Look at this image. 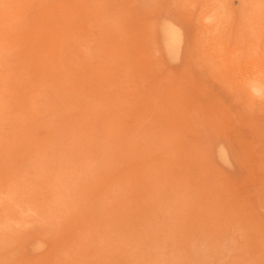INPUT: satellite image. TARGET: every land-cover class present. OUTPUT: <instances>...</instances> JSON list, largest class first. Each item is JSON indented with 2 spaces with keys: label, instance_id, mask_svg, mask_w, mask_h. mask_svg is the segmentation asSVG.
I'll list each match as a JSON object with an SVG mask.
<instances>
[{
  "label": "rangeland",
  "instance_id": "rangeland-1",
  "mask_svg": "<svg viewBox=\"0 0 264 264\" xmlns=\"http://www.w3.org/2000/svg\"><path fill=\"white\" fill-rule=\"evenodd\" d=\"M44 1L45 3H43ZM81 1H85L86 3ZM87 1L5 0L2 1L4 4H2V2L0 3V17L3 18L2 22L0 18V25L4 24L0 28V41L3 40V42H0V72L4 73H2V76H0V101L3 100V102H0V108H2L0 110V117H4L6 120L8 119L6 121L5 119L0 118V184H2L0 187V264H32L34 261L36 262L33 264H37L38 260L40 261L38 262V264H162L163 262L164 264H166L165 262H167V264H264V259H262L264 258V105L261 106V104H264V101H261L264 99V97L254 96L253 94H251V96L247 89L241 88H247V86L243 85L246 83V81L254 78L255 76H260V74L264 72V52H262V48L264 50V12L261 13V11L264 9V6L263 9H260V7H262L261 5L264 4V0L262 2L258 0L260 7L259 4H257V0L253 2V7L250 4L253 0H250L251 2L249 0H246V5H244L246 3L245 1L226 0L227 3H229L227 6H224V3L227 4L226 1L223 0L222 2V0H217L220 3H223V5H220L219 8L216 7V9L218 8L217 10L214 9L217 5L213 7V5L217 2H213L215 0H210L211 2H209V0H201L200 2L203 3H200L199 0V3L195 0H191L192 3H190V0H188L189 2L186 0L187 6L185 5V2H183V0H93L95 2L97 1L96 3L94 2L95 4H91L93 2H90L91 0L89 2ZM179 1L183 3H179ZM193 1L197 3H193ZM206 1L208 2L209 7H207L208 4L205 5V3H207ZM235 1L239 6L235 4ZM9 2L11 3V10L9 8H5L6 5L9 6ZM178 3L179 5L183 4V7L181 5L180 7ZM210 3H212L213 5L211 6ZM233 3L236 6H234ZM195 4H197V7H195ZM3 5L4 7H2V9L1 6ZM92 5H95L96 7ZM191 5L193 6V8ZM203 5L206 7H204ZM248 5H250V7ZM245 6L249 10H256L257 13L259 12V10L257 11L258 7L260 9L261 15H258L259 13L257 14L256 12L252 13L253 10H251V13H249L250 11H246L247 8L245 9ZM200 7L206 8L204 9L206 12H202V14L200 11ZM210 7H212V11H214V14L210 11ZM237 7H241V10H238ZM224 8L227 13H224ZM6 9H8L10 15L7 14L8 12H6ZM204 10L202 9V11ZM218 10L221 12H219ZM244 10L248 12L247 17L250 16L252 18V15L257 14L259 18H262L259 19V21H261V24L256 21V19L258 20V16L256 18H254L253 16V18L250 19L251 22L253 21L255 23L256 21L255 25L257 26L252 27L254 26V23L252 22V25L249 22L251 26L250 27L246 20L244 23V17L247 19ZM208 12L212 13L213 18L209 16L211 14ZM217 12H219L220 15ZM228 12H231L233 14L234 18L230 19L232 21L234 20V25H229L233 23H231V20H228L229 24L228 22H225L227 21V19H225L226 16L232 17L231 13L228 16ZM2 13L4 15L7 14L8 16L6 15L4 18V15ZM204 13L207 17L204 16ZM221 13L223 20H217L218 23H216L218 25L216 26L215 19H217V17L221 19ZM238 13H243V15L241 16V14ZM99 14L100 17H98L97 19V15ZM101 15H103L104 17ZM9 16H11L13 19L15 18L16 20H13ZM198 16L201 18H199ZM240 16L241 18L243 16L244 17L241 19ZM162 17H166V20ZM167 17L170 18V20L172 19V23L174 21L176 25L177 23L180 24L178 26H181L183 29H185V31H182L185 32L184 37H187V39H184V43H182V51L184 53L181 51L182 54L180 53L179 55H182L181 58L179 57L174 60H170L168 56H163L165 52L162 51V44H160L161 41L159 40L160 37L158 38L160 34L157 33L158 36L154 35L156 34L155 32H160V29L157 30L159 28V26H157L159 22V25L166 21L170 22ZM210 17L213 21L208 20L210 19ZM206 18L208 19L206 20ZM239 18L242 20L241 22L238 20ZM9 19L10 22L7 23L6 21H9ZM248 19L247 21H249ZM11 20H13L14 22H12ZM175 20L178 21L175 22ZM221 21H223L224 23ZM208 22L209 24H206ZM199 23H202L203 25H205V27L203 25L200 26ZM243 23L247 24L249 27L244 25ZM11 24L15 25L12 26ZM219 24H221L222 28L219 27ZM222 24H225V26L227 27L223 29L224 25ZM240 25H243L242 28H240ZM202 26L204 28H202ZM206 26H208V29ZM14 27L16 28L14 29ZM213 27H215V29ZM238 27L240 29L247 27L245 28V30H248L247 32H245L244 29L237 30ZM151 28L155 31L151 32ZM209 28L212 32L209 30ZM251 28L253 30H255L256 28V30L253 31ZM186 29H188V31H186ZM206 30L207 32L210 31L208 32L209 37L213 41L208 39L209 37H207L208 33H206ZM222 30L225 33L228 32L227 30L230 31L228 32L230 33V35L226 34L229 39L226 38L225 34V37L223 36L224 32ZM234 30L239 32H235ZM216 31L217 34L215 33V35H219L217 36L218 38L213 35V32ZM76 32L80 33V35L82 34V38ZM252 32L255 34H253ZM202 33L204 35H202ZM210 33H213L212 35L215 39H213L212 35L210 36ZM247 33H249L250 35L248 34V38L245 39L247 37L245 34ZM257 33L259 36L257 35ZM234 34L237 35V38L239 37V34L241 36L243 34L240 39L242 40L245 37L243 40L247 41L244 42L242 40V42H240L241 40L238 38L237 40L239 41L237 42L236 37H234L236 35ZM251 35L256 38L258 36L257 39L254 38L255 43H258L257 41H259L256 47H254L255 43L251 42H254V40H251ZM220 36L222 37L219 38ZM75 38H78V41ZM26 39L28 40L26 41ZM219 40L220 43L218 42ZM249 41L250 44H253L254 46H251L249 44V46H247V42L249 43ZM80 42L82 44V47ZM156 43L158 44V46H156ZM213 43L216 44V49H213V47L215 48V45H212ZM242 43L243 46H240ZM1 44L3 45V48ZM235 44L236 47L238 46V48L235 47ZM153 45L155 51L152 49ZM210 45V48H212L213 51L212 49L209 50L210 48H206ZM233 47H235L236 50L235 48L232 49ZM239 47H242L241 50ZM247 47L253 49V52H250L251 49ZM101 48L102 50H100ZM257 48L259 49V51ZM76 49L78 51H75ZM237 49L240 50H238L240 54H244V52L245 54L240 55ZM247 49L249 50V53H247ZM255 49H257L258 53H256ZM220 50H222L223 52ZM10 52L12 56H9ZM154 52H156V55H153L155 54ZM261 52L263 53V55L261 54ZM88 53L90 55H88ZM157 53H159L158 55H161V57H157ZM235 53L236 55L238 54V57H240L238 59L239 62H237L238 57L235 55ZM92 55L95 58L92 57ZM245 55H248L249 58ZM224 56L225 58H223ZM242 56L245 59H242ZM256 56L259 58H257ZM166 59L168 60V62L166 61ZM178 59L180 60L178 61ZM230 59L234 60L232 61L233 63L231 62L234 68H231V66L229 65L231 61ZM195 60H197V64L195 63ZM160 62H162L163 64H160ZM223 62L227 65L223 64ZM243 62L244 64H242ZM259 62L261 63V65H258L260 64ZM3 64H5V66ZM236 64L239 65L236 66ZM162 65H167L164 67V70ZM215 65L216 67H214ZM227 66L231 68V71L230 68L229 70H227ZM238 66V71L240 73L244 71V75L238 73L236 68ZM260 67L263 69L262 72V69L260 70ZM218 68H221L223 72ZM241 68L243 69L241 70ZM217 70L218 72H216ZM234 70L236 73L234 72ZM250 70L253 71V73L254 70H256V73L253 75V73L251 72L252 74L250 73L248 75ZM63 71L67 72L64 73ZM219 71L222 74H218ZM245 71L247 74L245 73ZM20 72L22 74H19ZM9 73L10 75H8ZM227 73L229 76H231V79L234 82L230 79ZM230 73H235L236 75H230ZM258 73L259 75H257ZM180 75L183 79L186 80H182V82V78H179L181 77ZM218 75L220 77H218ZM239 75H241V77ZM263 75L261 74V76ZM235 77H239L240 79L238 78L237 80H235ZM223 78H228L229 81L228 79L226 81H228L230 84L234 83L238 85L240 89L237 86L233 88L234 84L233 86L229 85V83L226 82ZM261 78H263L264 80V77ZM23 79L27 81H23ZM221 80H224L225 82H222ZM241 80L243 81V84ZM236 81L238 82L236 83ZM225 83H228L229 86H227ZM108 84H110L111 86ZM193 84H195V86H193ZM118 86L121 88H119ZM40 87L41 89H43L42 91H40ZM230 88H232L233 90H231ZM237 90H240L238 91L240 93H238ZM39 91L42 93H40ZM43 91L45 93H43ZM234 91L235 94L237 93V96H235ZM176 92L180 93L177 94ZM38 93L41 95H39ZM159 93L161 95H159ZM194 93L198 96L194 95ZM47 94L50 97H48ZM79 94L81 97L79 96ZM180 94L182 95L179 96ZM238 94L240 96H238ZM247 94L248 97L253 98L247 99ZM213 95H215V98H212L214 100L211 99ZM37 96L38 98H36ZM217 96L218 98H216ZM237 97L239 98L237 99ZM35 98L38 101H36ZM42 98L44 101L41 103L40 100H42ZM205 98L207 99V101ZM254 99H257L258 101H254ZM55 101L56 103L54 104ZM63 101L65 103H63ZM157 101L159 103H157ZM244 101H247V104ZM254 102L256 104H254ZM257 102L260 104L258 106L260 107V109L256 108L258 105ZM85 103H87V105ZM103 103L105 105H103ZM172 103H174L175 105ZM38 104L40 106H38ZM252 105H256L254 107L256 108L255 112H253L254 109ZM227 111L229 112L227 113ZM43 112H45L46 115L48 113L49 116L47 115V118L45 117L44 119H42L43 116H46ZM35 113H37V115ZM165 113H167V116ZM52 114H55V117L56 115H58L57 117H59L60 115L62 116H60L58 120L51 116ZM149 116L151 117L149 118ZM33 117L35 120L33 119ZM202 117L203 120H201ZM38 118L40 119V121ZM81 119L82 121H80ZM142 119H144L143 122ZM146 119H148L149 122H147ZM45 121L46 123L48 122L47 125L51 123L53 124V122L55 123L56 121L55 124H57V126H55V124H53L54 126L52 124L51 126H47L44 124ZM34 123H36L37 126ZM142 123L144 124L142 125ZM31 126L33 128H31ZM59 126L61 127L59 128ZM123 126L125 128H123ZM206 126L208 128L210 126L211 127L209 129H206ZM212 127L214 128L212 129ZM2 128L3 130H1ZM60 129H62L63 131ZM134 129L137 132L134 131ZM42 130L44 132H42ZM78 130L79 132L81 131V133H79ZM98 131L100 135L98 134ZM38 132L40 133L38 134ZM213 138V141L218 143L214 144V142H212V144L211 142H209L211 141L210 139ZM111 139H116V141H113ZM122 139L123 141H121ZM140 139H142V141ZM57 140H59L60 143ZM109 141L112 143L110 144ZM127 142L128 144H126ZM56 143H58L59 145ZM137 143L139 146L136 145ZM210 143L212 149L214 148L216 150L211 151ZM222 143L224 144L222 145ZM144 144L145 146H148V148H145ZM168 144L169 146H166ZM141 145L143 146V148H140L142 147ZM214 145L216 146L213 147ZM221 145L223 146L222 148ZM111 146L113 148H111ZM217 146L220 148H218ZM227 146L230 151H228V149L226 150ZM40 147L45 148L42 149ZM146 150L150 151L147 152ZM139 151L143 152H141L140 154ZM102 152L104 153V155H102ZM130 153L132 154V156L130 155ZM143 153L144 155H142ZM218 153L222 157L218 156ZM226 153L229 155H227V157H229L230 160L225 157ZM5 154L8 156L6 157ZM212 154L216 158L214 157L213 159ZM119 155H121L120 157L123 156L122 159L118 157ZM129 155L130 157L128 158ZM72 157L74 159L76 158L77 160H74ZM30 158H32V161ZM130 159L133 160L130 161ZM52 160H54V162ZM70 160L72 161L69 162ZM92 161L96 162L93 163ZM221 161L225 164H223ZM226 161L228 162L227 165ZM10 162L12 163L10 164ZM45 162L48 164H45ZM107 162L110 164L109 166L107 165ZM231 163L233 164V166L231 165ZM35 165L36 167H38H35L36 170L33 167ZM88 165L90 167H88ZM98 165L100 166V169L98 168ZM11 167L15 168L11 169ZM40 167L43 172L40 171ZM84 167L85 169H82ZM109 167H111L112 170ZM86 168L89 172H85ZM108 168L110 169V171ZM75 170L79 171L77 172V176ZM221 170H223V172ZM90 171H93L94 173ZM163 171H165L164 174ZM113 173L116 174L114 175ZM78 174H81L79 175V178H77ZM50 175L52 178H48L50 177ZM163 176H165V178ZM40 177L41 179H43L44 177V179L41 180ZM99 177L101 180L99 179ZM70 178L72 179L70 180ZM75 178H77L78 180H74ZM28 179L29 181H27ZM46 181H48L49 183ZM67 181L70 182L69 185L71 186L68 185L67 187ZM77 181L78 184L81 185H78L76 183ZM112 181H114L116 184ZM12 182H14V184ZM46 183L48 185H46ZM61 183L64 185L66 183L67 184L64 186ZM161 183L164 187H162ZM169 183L171 184L170 186H168ZM27 185H29V187ZM36 185L39 188H37ZM55 185L57 186L56 189ZM60 185H62L63 187ZM117 185L120 186L123 190L117 187ZM10 186H13L14 188L11 187L12 189H10ZM142 186L144 187V189ZM73 187L74 189H72ZM201 187H207V190L203 191L205 193L199 190ZM13 189L15 190L13 191ZM140 189H142V191ZM68 190H70V194L68 193ZM73 190L74 192H72ZM136 190L140 193L136 192ZM8 191H10V193ZM49 191L52 192V194L49 193ZM53 192H55L54 194L59 201H55V199L57 198L53 197L55 196ZM59 192L62 193L60 194ZM80 192H82L81 195ZM45 193H47L50 197H48ZM120 193L122 194V196L120 195ZM14 195L16 196L14 197ZM58 195L61 197H59ZM65 195L67 197H65ZM187 196L188 198H186ZM69 197H71L73 200ZM76 197H78V199L74 200ZM183 198L186 199H184L185 202ZM69 199L72 200L71 203ZM109 199L110 202L108 201ZM173 199H176V201H173ZM188 199H193L194 202L192 200L189 201ZM196 199L197 201H195ZM146 200H148L149 202H147ZM177 200L179 201L177 202ZM187 200L189 201V203ZM53 201H55L56 204ZM51 202L54 206L56 205V208L52 205ZM62 202L64 204H62ZM174 202L176 205L174 204ZM5 203L8 205H6ZM58 203L59 207L57 206ZM115 203L117 204L115 205ZM127 203H129V205ZM134 204L136 206H134ZM9 205L11 207L13 206L12 211L9 209ZM117 205L118 207L119 205H121L119 209ZM170 205L173 207L169 208ZM18 206H20V208ZM60 206L65 207V209L63 207L61 208ZM185 206H187L188 208ZM3 207H5L6 210H4L5 208L3 209ZM179 207L181 209H179ZM183 207L184 209L187 208V210H184ZM17 208L20 210H18ZM56 209L58 211L56 212L57 215L58 213L61 214L60 219H58L59 215L57 216L55 213ZM126 209H128V211H125ZM169 209H171L172 213L169 212ZM177 209L179 210V214H177ZM8 210H10L11 212ZM108 210H110L111 212ZM131 210L133 212H130ZM25 211H27L26 213L27 215H29V218H23L26 215ZM46 211L48 213L45 214L44 212ZM66 211L68 213H66ZM100 211L103 214H101ZM113 212H117L118 214H114ZM125 212H130L127 214L129 218H127ZM167 212L169 213L168 215H171L172 217L170 219L168 218V220L166 217L168 216L167 214L164 218V214ZM121 213L125 215H122ZM158 213H160L159 216ZM48 214H50V216ZM173 214H176V219H174ZM43 215L45 217H43ZM34 216L36 220L33 219ZM19 217L20 219H18ZM157 217H159L160 219H158ZM39 218L40 220H45L43 223L44 226L43 224H41L42 220L40 221ZM3 219L9 220V222L7 223L6 220V223H4ZM37 219L40 223L37 222ZM110 219L112 222L109 223L107 220L110 221ZM138 219H140V221ZM14 220H16V222H14ZM141 220L145 222V225ZM17 221H19L21 224L17 223ZM50 221H57V223L52 222L51 224ZM58 222L60 224H58ZM162 222H164L163 225H161ZM48 223H50L51 226ZM146 223L148 224L146 225ZM138 224L139 227H137ZM2 225L4 227H2ZM6 225L8 228L6 227ZM57 225L59 226V228ZM164 225H166V227L168 228L166 229L167 231L164 230V228H166ZM113 227L115 228V234L113 232ZM132 227H136V229L133 230ZM249 227L253 228V230ZM36 228H39V230ZM141 228L143 229L140 230ZM152 230H155L154 233L156 236H154L153 232L151 233ZM247 230L249 231L247 232ZM98 231H100V234ZM162 231L166 232L163 233ZM136 232L138 233L136 234ZM44 233H47L48 235H43ZM168 233H170V235ZM33 237L34 239L38 240H34ZM173 237H175L176 240H174ZM28 238L31 239L27 240ZM91 239H94L95 241ZM172 239L174 243H171ZM120 240L122 241V244ZM2 242H4L5 244L7 243V245ZM131 242L132 245L134 244V242L135 244L132 246ZM41 243L43 248L42 246L39 247V244ZM106 243L109 245H106ZM8 244H10L11 246H8ZM193 246L195 248H193ZM127 247H129V249H127ZM119 248L121 251L118 250ZM193 249L195 250V252ZM119 254H121L120 257ZM139 257L142 258L140 259ZM160 260H163V262Z\"/></svg>",
  "mask_w": 264,
  "mask_h": 264
},
{
  "label": "bare ground",
  "instance_id": "bare-ground-1",
  "mask_svg": "<svg viewBox=\"0 0 264 264\" xmlns=\"http://www.w3.org/2000/svg\"><path fill=\"white\" fill-rule=\"evenodd\" d=\"M0 1H1V0H0ZM2 1H5V0H2ZM2 1H1V2H2ZM9 1H10V0H9ZM14 1H15V0H14ZM42 1H43V0H42ZM86 1H87V0H86ZM89 1H90V0H89ZM89 1H87V2H89ZM92 1H93V0H91L90 2H92ZM187 1H188V0H187ZM195 1L198 2V0H195ZM195 1H193V3H197V2H195ZM200 1H201V0H199V2H200ZM202 1H203V0H202ZM207 1H208V0H207ZM207 1H206V2H207ZM211 1H212V0H211ZM211 1L209 0V2H211ZM216 1H217V0H215V1H213V2H216ZM220 1H221V0H220ZM224 1H226V0H224ZM241 1H245V2H246L244 5L247 4V1H246V0H241ZM241 1H240V2H241ZM249 1H250V0H249ZM254 1H256V0H253L252 3H250V4H251V5L254 4V3H253ZM257 1H258V0H257ZM259 1L262 2L263 0H259ZM259 1H258L257 4H259ZM1 2H0V3H1ZM62 2H63V1H62ZM81 2L86 3L85 1H81ZM94 2H95V1H93L91 4H95L97 1H96L95 3H94ZM102 2H103V1H102ZM176 2H177V1H176ZM183 2H185V5H186V0H185V1L183 0ZM183 2H180V1H179V3H183ZM188 2H189V1H188ZM199 2H198V3H199ZM204 2H205V1H204ZM222 2H223V0H222ZM222 2H221V3H222ZM228 2H229V1H228ZM250 2H251V1H250ZM5 3H6V2H5ZM9 3H10V2H9ZM9 3H8V4H9ZM25 3H26V2H25ZM29 3H30V2H29ZM43 3H45V1H44ZM99 3H101V2H99ZM179 3H178V5H179ZM190 3H192L191 0H190ZM200 3H203V2H200ZM219 3H220V2L217 1L214 5H213L212 3H210V5H211V6L213 5V7H214L215 5H217V6H215V8H214V9H216V7L219 8L220 5H221V6L223 5V3H222V4H221V3L219 4ZM226 3H227V1H226ZM255 3H256V2H255ZM2 4H4V3L2 2ZM6 4H7V3H6ZM35 4H36V2H35ZM41 4H42V3H41ZM41 4H40V5H41ZM88 4H89V3H88ZM111 4H112V3H111ZM207 4H208V2L205 3V5H207ZM218 4H219V5H218ZM228 4H229V3H227V4L224 3V6H227ZM233 4H234V3H233ZM235 4H237L236 1H235ZM235 4H234V6H236ZM240 4H241V3H240ZM242 4H243V3H242ZM0 5H1V4H0ZM80 5H81V4H80ZM180 5L182 6L183 4H180ZM180 5H179V6H180ZM188 5H189V4H188ZM196 5H197V4H195V7H197ZM201 5H202V4H201ZM237 5H238V4H237ZM7 6H8V5H6L5 8H9L10 10L12 9V8H10L11 3L9 4L8 7H7ZM92 6H95V5H92ZM99 6H100V5H99ZM181 6H180V7H181ZM186 6H187V5H186ZM186 6H184V7H186ZM191 6H192V5H191ZM203 6H204V5H203ZM203 6H202V7H203ZM238 6H239V5H238ZM242 6H243V5H242ZM248 6L250 7V5H248ZM253 6H254V5H252V7H253ZM256 6H257V5H256ZM256 6H255V7H256ZM261 6H262V7H260V4H259L260 9H261V8L263 9L264 4H262ZM2 7H4V5L1 6V8H2ZM38 7H39V6H38ZM95 7H96V6H95ZM182 7H183V6H182ZM195 7H194V9H195ZM198 7H199V6H198ZM204 7H206V6H204ZM207 7H209V4L207 5ZM252 7H251V8H252ZM255 7H254V8H255ZM5 8H4V10H5ZM17 8H18V7H17ZM188 8H190V7H188ZM188 8H187V9H188ZM192 8H193V6H192ZM218 8H217V9H218ZM237 8H238V7H237ZM246 8H247V7L245 6V9H246ZM2 9H3V8H2ZM2 9H1V10H2ZM89 9H90V7H89ZM107 9H108V7H107ZM202 9L204 10V9H206V8H201V7H200V11H201V13H202V12H206L205 10L202 11ZM210 9H211L210 11L213 12V14H214V11H212V7H210ZM217 9H216V10H217ZM221 9H222V7H221ZM239 9L241 10V7L238 8V10H239ZM255 9H256V8H255ZM260 9L257 7V11L259 10V12H258L259 14L256 12V10H254V9H251V10H253L252 13H253V12H254V13L256 12L258 15H261V13L264 12V11H263L264 9L261 11V13H260ZM17 10H18V9H17ZM91 10H92V9H91ZM189 10H190V9H189ZM223 10L225 11V8H224ZM226 10H227V9H226ZM248 10H249V9L247 8L246 11H248ZM251 10H249V11H250L249 13H251ZM35 11H36V9H35ZM92 11H93V10H92ZM183 11H184V10H183ZM208 11H209V9H208ZM218 11H219V10H218ZM224 11H223V12H224ZM228 11H229V9H228ZM244 11H245V10H244ZM246 11H245L244 13H246V17H247V16H248V15H247L248 12H246ZM6 12H8L7 14H9L8 9H6ZM194 12H195V11H194ZM211 12H208V13L211 14V15H209V14H208V15L212 17L213 15H212ZM219 12H221V11H219ZM219 12H217V13L219 14ZM242 12H243V9H242ZM11 13H12V12H11ZM27 13H28V12H27ZM95 13H96V12H95ZM98 13H99V12H98ZM224 13H227V11H225ZM230 13H231V12H230ZM230 13L228 12V16H229ZM2 14H3V13H2ZM7 14H5V15L3 14V15H4V18H5V16H6ZM88 14H90V13H88ZM102 14H104V13H102ZM124 14H125V13H124ZM124 14H123V15H124ZM202 14H203V13H202ZM204 14H205V13H204ZM215 14H216V13H215ZM231 14H232V13H231ZM238 14H241V13H238ZM257 14H256V15H252V18H253V16H254V18H256V17L258 16ZM0 15H1V14H0ZM9 15H10V14H9ZM83 15H84V14H83ZM160 15H162V14H160ZM219 15H220V14H219ZM219 15H218V16H219ZM226 15H227V14H226ZM226 15H225V16H226ZM242 15H243V13L241 14V16H242ZM244 15H245V14H244ZM262 15H263V14H262ZM7 16H8V15H7ZM23 16H24V15H23ZM38 16H39V15H38ZM71 16H72V15H71ZM101 16H103V15H101ZM157 16H158V15H157ZM201 16H202V15H201ZM204 16H206V14H205ZM230 16H231V15H230ZM241 16H240V18H241ZM9 17H11V16H9ZM9 17H8V18H9ZM92 17H93V16H92ZM98 17H100V14L97 15V19H98ZM103 17H104V16H103ZM108 17H109V16H108ZM128 17H129V16H128ZM160 17H161V16H160ZM160 17H159V18H160ZM198 17H199V16H198ZM206 17H207V16H206ZM211 17H210V19L206 18V20H207V19H208V20H212L213 17H212V18H211ZM215 17H217V16H215ZM226 17H227V16H226ZM226 17H225V19H227V21H225V22H228V20H231L230 18H234V17H233V14H232V17H227V18H226ZM238 17H239V15H238ZM243 17H244V16H243ZM243 17H242V18H243ZM263 17H264V16H263ZM0 18H1V17H0ZM11 18H12V17H11ZM34 18H35V17H34ZM88 18H89V16H88ZM157 18H158V17H157ZM162 18H165V20H166V17H162ZM199 18H201V17H199ZM240 18H239L238 20L241 22V21H242V20H241L242 18H241V19H240ZM248 18H249V19H248ZM252 18H251L250 16L247 17V19L249 20V21H247V19L244 17V21H243V22L245 23V20H246V22H247L248 24H249V22H250V23L253 25L254 22L252 21V22H253V23H252V22L250 21V19H252ZM257 18H258V20L256 19V21L260 23L261 21H259V19H262V18H259V16H258ZM2 19H3V18H1V22L3 21ZM12 19H13V18H12ZM160 19H161V18H160ZM167 19L170 20V18H168V17H167ZM204 19H205V18H204ZM225 19H224V20H225ZM13 20H16V19L14 18ZM13 20H11V21L14 22ZM92 20H94V19H92ZM158 20H159V19H158ZM171 20H172V19H171ZM171 20H170V22L166 21V22H164V23H161L160 25H159L160 22L158 21L159 23L157 22V23H158L157 26H159V28H158L157 30L160 29V32H161V33H160V32H155L156 34H154V33H153V34H154V35H157V33L160 34V36H158V35H157V36H158V38L160 37L159 40H160L161 42H160V41H159V42H160V44H162V45H161V46H162V49H163L162 51L165 52V54H164L163 56H164V57L168 56V58H169L170 60H174V59H177V58H179V57L181 58L182 55H181V56H179V55H180V53H181V51H182V49H183V48H182V45H183L182 43H184V41H185L184 39H185V38L187 39V37H184V35H185V32H184L185 29H183L181 26H178V25H180V24H178V23H177V25H176V24L174 23V21H173V23H172ZM173 20H174V19H173ZM215 20H216L215 23L217 22V20H223V19H222V13H221V19L217 17V19H215ZM263 20H264V19H263ZM263 20H262V21H263ZM96 21H97V20H96ZM96 21H95V22H96ZM160 21H161V20H160ZM176 21H178V20H175V22H176ZM179 21H180V20H179ZM203 21H205V20H203ZM212 21H213V20H212ZM212 21H211V23H212ZM233 21H234V20H233ZM233 21L231 20V23H232ZM254 21H255V19H254ZM256 21H255V23H256ZM1 22H0V23H1ZM4 22H5V21H4ZM4 22H3V23H4ZM6 22L9 23V22H10V19H9V21H6ZM6 22H5V23H6ZM91 22H92V21H91ZM116 22H117V21H116ZM116 22H115V23H116ZM195 22H196V21H195ZM206 22H207V21H206ZM219 22H220V21H219ZM221 22H223V21H221ZM179 23H181V22H179ZM204 23H205V22H204ZM213 23H214V22H213ZM215 23H214V24H215ZM217 23H218V22H217ZM217 23H216V26L218 25ZM223 23H224V22H223ZM236 23H237V22H236ZM244 23H243V24H244ZM255 23H254V26H252V27L257 26V25H255ZM263 23H264V21H263ZM199 24H200V23H199ZM206 24H209V22L206 23ZM214 24H213V25H214ZM228 24H229V22H228ZM228 24H227V25H228ZM260 24H261V23H260ZM260 24H259V25H260ZM3 25H4V24L0 25V28H1V26H3ZM9 25H10V24H9ZM11 25H12V24H11ZM13 25H15V24H13ZM13 25H12V26H13ZM96 25H97V23H96ZM201 25H203V24L201 23L200 26H201ZM213 25H212V26H213ZM219 25H220L219 27H221V24H219ZM222 25H224V26H223V27H224L223 29H225V28L227 27V26H225V24H222ZM229 25H234V22H233L232 24H229ZM244 25L248 26L247 24H244ZM259 25H258V27H259ZM182 26H183V25H182ZM190 26H191V25H190ZM203 26L205 27V25H203ZM203 26H202V28H204ZM210 26H211V25H210ZM237 26H238V24H237ZM240 26H241V25H240ZM242 26H243V25H242ZM242 26H241L240 28H242ZM249 26H250V24H249ZM249 26H248V27H249ZM260 26H261V25H260ZM6 27H7V26H6ZM180 27H181L182 29H181ZM206 27H207V29H208V26H206ZM219 27H218V28H219ZM250 27H251V26H250ZM15 28H16V27H14V29H15ZM213 28L215 29V27H213ZM221 28H222V27H221ZM221 28H220V29H221ZM230 28H231V27H230ZM233 28H234V27H233ZM240 28L238 27V29H237V28H236V29H237V30H243V29L245 30V28H247V27H245V28H243V29H240ZM114 29H115V28H114ZM195 29H196V28H195ZM205 29H206V28H205ZM227 29H228V28H227ZM236 29H235V30H236ZM251 29H252V28H251ZM263 29H264V27H263ZM263 29H262V31H263ZM4 30H6V29H4ZM28 30H29V29H28ZM63 30H64V29H63ZM116 30H117V29H116ZM151 30H152V28H151ZM157 30H156V31H157ZM182 30H184V31H182ZM209 30H210V28H209ZM216 30H217V29H216ZM230 30H231V29H230ZM235 30H234V31H235ZM247 30H248V29H246L245 32H247ZM252 30H253V29H252ZM255 30H256V28H255ZM255 30H253V31H255ZM111 31H112V30H111ZM153 31H155V30H152L151 32H153ZM186 31H188V29H186ZM210 31H211V30H210ZM210 31H208V32H210ZM214 31H215V30H214ZM222 31H223V30H222ZM222 31H221V32H222ZM227 31L230 32L229 30H227ZM44 32H45V31H44ZM116 32H118V31H116ZM208 32H207V30H206V33H208ZM211 32H212V31H211ZM223 32H224V31H223ZM228 32H227V33L224 32V33H223V36H224V34H225V36H226V34L230 35V33H228ZM231 32H232V31H231ZM235 32H239V31H235ZM235 32H234V33H235ZM245 32H244V33H245ZM248 32H249V31H248ZM250 32H251V30H250ZM76 33H78V32H76ZM110 33H111V32H110ZM118 33H120V32H118ZM123 33H124V32H123ZM135 33H136V32H135ZM204 33H205V31H204ZM213 33H214V34H213ZM213 33H212V34L215 35V33L217 34V31H216V32H213ZM241 33H242V32H241ZM241 33H240V34H241ZM252 33H253V32H252ZM260 33H261V32H260ZM78 34L80 35V33H78ZM78 34H77V35H78ZM96 34H97V33H96ZM187 34H188V33H187ZM187 34H186V35H187ZM212 34L210 33V36H211ZM221 34H222V33H221ZM240 34H239V37H238L239 39L243 36V34H242V36H241ZM248 34H249V33H247V34H245V35L247 36ZM253 34H255V33H253ZM202 35H204V34L202 33ZM213 35H212V36H213ZM234 35H236V34H234ZM237 35H238V33H237ZM237 35L234 36V37H236V40L238 39V38H237ZM249 35H250V34H249ZM257 35H258V33H257ZM263 35H264V34H263ZM263 35H262V36H263ZM151 36H153V35H151ZM157 36H156V37H157ZM187 36H188V35H187ZM205 36H206V35H205ZM205 36H204V37H205ZM217 36H219V35H217ZM217 36L215 35V37H217ZM225 36H224V37H225ZM252 36H253V35H251V38H252V39H251V38H250V39H251V40H254V38H256V37H254V36L252 37ZM258 36H259V35H258ZM258 36H257V38H258ZM1 37H2V35H1ZM80 37L82 38V34L80 35ZM86 37H87V36H86ZM154 37H155V36H154ZM207 37H209V33H208V36H207ZM221 37H222V36H220L219 38H221ZM263 37H264V36H263ZM263 37H262V38H263ZM27 38H28V37H27ZM198 38H199V36H198ZM217 38H218V37H217ZM226 38H228V36H226ZM244 38H245V37H244ZM244 38H243V39H244ZM247 38H248V36H247L245 39H247ZM257 38H256V39H257ZM260 38H261V36H260ZM260 38H259V39H260ZM75 39H77V41H78V38H75ZM208 39H210V37H209ZM213 39H215L214 36H213ZM228 39H229V38H228ZM243 39H242V40H243ZM250 39H248V40H250ZM27 40H28V39H26V41H27ZM149 40H151V39H149ZM155 40H156V39H155ZM203 40H204V39H203ZM210 40H211V39H210ZM240 40H241V39H240ZM242 40H241L240 42H242ZM14 41H15V40H14ZM65 41H66V40H65ZM151 41H153V40H151ZM157 41H158V40H157ZM206 41H209V40H206ZM211 41H213V40H211ZM221 41H222V40H221ZM225 41H226V40H225ZM225 41H224V42H225ZM238 41H239V40H237V42H238ZM243 41H244V40H243ZM246 41H247V40H246ZM246 41H244V42H246ZM256 41H257V40H256ZM0 42H3V40L0 41ZM5 42H6V41H5ZM11 42H12V41H11ZM81 42H82V41H81ZM81 42H80V44H81ZM215 42H216V41H215ZM218 42L220 43V40H219ZM251 42H252V43H255V40H254V42H253V41H251ZM257 42L259 43V41H257ZM9 43H10V42H9ZM152 43H153V42H152ZM187 43H188V42H187ZM205 43H206V42H205ZM211 43H212V42H211ZM219 43H218V44H219ZM258 43H255V44H254L255 46H254L253 44H250V41H249V43L247 42V46H249V45L252 46V45H253L254 47H256V45H257ZM2 44H3V43H2ZM2 44H1V45H2ZM24 44H25V43H24ZM30 44H31V43H30ZM97 44H98V43H97ZM153 44H154V43H153ZM203 44H204V43H203ZM206 44H207V43H206ZM209 44H210V43H209ZM218 44H217V46H218ZM239 44H240V43H239ZM248 44H249V45H248ZM207 45H208V44H207ZM212 45H213V46L215 45V48L213 47V49H216V44L213 43ZM223 45H224V44H223ZM156 46H158L157 43H156ZM190 46H191V45H190ZM200 46H201V45H200ZM203 46H205V45H203ZM203 46H202V47H203ZM224 46H225V45H224ZM240 46H243V43H242ZM244 46H245V44H244ZM0 47H1V46H0ZM81 47H82V44H81ZM85 47H86V46H85ZM149 47H150V46H149ZM159 47H160V46H159ZM210 47H211V45L208 46V47H206V48L209 49ZM221 47H222V46H221ZM235 47H236V44H235ZM235 47H233L232 49H234ZM258 47H259V46H258ZM263 47H264V46H263ZM2 48H3V45H2ZM20 48H21V47H20ZM34 48H35V47H34ZM63 48H64V47H63ZM83 48H84V47H83ZM199 48H200V47H199ZM203 48H204V47H203ZM203 48H202V49H203ZM219 48H220V47H219ZM236 48H238V46H237ZM236 48H235V50H236ZM239 48H240V47H239ZM241 48H242V47H241ZM241 48H240V50H241ZM243 48H245V47H243ZM247 48H250V47H247ZM4 49H5V48H4ZM8 49H9V48H8ZM86 49H87V48H86ZM98 49H99V46H98ZM152 49L154 50V45H153ZM155 49H156V48H155ZM158 49H160V48H158ZM189 49H190V48H189ZM191 49H192V48H191ZM211 49H212V48H210L209 50H211ZM213 49H212V51H213ZM250 49H251V48H250ZM257 49H258V48H257ZM257 49H255L256 53H258V52H257ZM5 50H6V49H5ZM100 50H102V48H101ZM156 50H157V49H156ZM187 50H188V49H187ZM206 50H207V49H206ZM238 50H239V49H237V51H238ZM240 50H239V51H240ZM251 50H252V51H251ZM251 50H250V52H253V49H251ZM0 51H1V48H0ZM75 51H78V50L76 49ZM80 51H81V50H80ZM105 51H106V50H105ZM154 51H155V50H154ZM157 51H158V50H157ZM157 51H156V52H157ZM200 51H201V50H200ZM220 51H222V50H220ZM237 51H236V53H237ZM239 51H238V52H239ZM247 51H248L247 53H249V50H248V49H247ZM258 51H259V49H258ZM5 52H6V51H5ZM11 52H12V51H11ZM11 52H10L9 56H12V55H11ZM84 52H85V51H84ZM87 52H88V50H87ZM101 52H102V51H101ZM101 52H100V53H101ZM156 52H154L155 54H153V55H156ZM159 52H160V51H159ZM182 52H183V51H182ZM201 52H202V51H201ZM222 52H223V51H222ZM234 52H235V51H234ZM243 52H244V51H243ZM262 52H264L263 48H262ZM262 52H261V54L263 55ZM36 53H37V51H36ZM39 53H41V52H39ZM71 53H72V52H71ZM79 53H80V52H79ZM82 53H83V52H82ZM160 53H161V52H160ZM183 53H184V52H183ZM202 53H203V52H202ZM217 53H218V52H217ZM236 53H235V55H236ZM6 54H7V53H6ZM12 54H13V53H12ZM85 54H86V53H85ZM101 54H102V53H101ZM108 54H109V53H108ZM158 54H159V53H157V55H158ZM181 54H182V53H181ZM221 54H222V53H221ZM239 54H240V52H239ZM244 54H245V52H244ZM244 54H240V55H244ZM252 54H253V53H252ZM88 55H90V54L88 53ZM96 55H97V54H96ZM205 55H206V53H205ZM205 55H204V56H205ZM222 55H223V54H222ZM232 55H233V53H232ZM240 55H239V56H240ZM250 55H251V53H250ZM253 55H254V54H253ZM262 55H261V56H262ZM84 56H85V55H84ZM159 56L161 57V55H158L157 57H159ZM202 56H203V55H202ZM230 56H231V55H230ZM236 56L238 57V54H237ZM245 56L248 57V55H245ZM257 56H258V54H257ZM257 56H256V57H257ZM261 56H260V57H261ZM5 57H6V56H5ZM5 57H4V58H5ZM92 57H94V56L92 55ZM232 57H233V56H232ZM234 57H235V56H234ZM1 58H3V57H1ZM94 58H95V57H94ZM223 58H225V56H224ZM230 58H231V57H230ZM239 58H240V57H238L237 60H238ZM248 58H249V57H248ZM257 58H259V57H257ZM263 58H264V57H263ZM5 59H6V58H5ZM87 59H88V58H87ZM182 59H183V58H182ZM194 59H195V58H194ZM242 59H245V58L242 56ZM8 60H9V59H8ZM76 60H78V59H76ZM179 60H180V59H178V61H179ZM230 60H231V59H230ZM234 60H235V58H234ZM234 60L232 59V60L230 61V63H231L232 61H234ZM263 60H264V59H263ZM166 61L168 62L167 59H166ZM206 61H209V60H206ZM211 61H213V60H211ZM240 61H241V60H240ZM248 61H249V60H248ZM251 61H252V59H251ZM255 61H256V60H255ZM5 62H6V61H5ZM79 62H80V61H79ZM97 62H98V61H97ZM172 62H174V61H172ZM181 62H182V61H181ZM192 62H193V61H192ZM237 62H239V60H238ZM241 62H242V61H241ZM241 62H240V63H241ZM249 62H250V61H249ZM12 63H13V62H12ZM71 63H72V62H71ZM164 63H165V62H164ZM195 63L197 64V60H195ZM195 63H194V64H195ZM230 63H229V65H230L231 68H232V67H233V66H232V63H233V62H232L231 64H230ZM240 63H239V64H240ZM245 63H246V62H245ZM250 63H251V62H250ZM253 63H254V62H253ZM259 63H260V62H259ZM0 64H1V62H0ZM156 64H157V63H156ZM160 64H163V63L160 62ZM168 64H169V63H168ZM176 64H177V63H176ZM179 64H180V63H179ZM189 64H190V63H189ZM189 64H188V65H189ZM223 64H225V63L223 62ZM223 64H222V65H223ZM239 64H236V66L239 65ZM242 64H244V62H243ZM242 64H241V65H242ZM3 65L5 66V64H3ZM6 65H7V64H6ZM9 65H10V63H9ZM14 65H15V64H14ZM82 65H83V64H82ZM170 65H171V64H170ZM225 65H227V64H225ZM250 65H251V64H250ZM258 65H261V63L258 64ZM12 66H13V64H12ZM12 66H11V69H12ZM160 66H161V65H160ZM162 66H163V65H162ZM165 66H167V65H165ZM165 66H163V70H164V67H165ZM189 66H190V65H189ZM243 66H244V65H243ZM255 66H256V65H255ZM6 67H7V66H6ZM93 67H94V66H93ZM183 67H184V66H183ZM214 67H216V65H215ZM224 67H226V66H224ZM224 67H223V69H224ZM227 67H228V66H227ZM241 67H242V66H241ZM253 67H254V66H253ZM256 67H257V66H256ZM15 68H16V67H15ZM70 68H71V67H70ZM89 68H90V67H89ZM159 68H160V67H159ZM166 68H167V67H166ZM190 68H191V67H190ZM229 68H230V67H228V69H227V68H226V69L229 70ZM231 68H230V71H231ZM233 68H234V67H233ZM236 68H237V71H238L239 66L236 67ZM236 68H235V69H236ZM243 68H245V67H243ZM243 68H241V70H242ZM249 68H250V67H249ZM254 68H255V67H254ZM13 69H14V68H13ZM63 69H64V68H63ZM84 69H85V68H84ZM123 69H124V68H123ZM126 69H127V68H126ZM157 69H158V68H157ZM169 69H170V68H169ZM218 69H220V70L223 72V70H222L221 68H218ZM226 69H225V70H226ZM258 69H259V67H258ZM261 69H262V68L260 67V70H261ZM263 69H264V68H263ZM263 69L261 70V72L263 71ZM15 70H16V69H15ZM20 70H21V69H20ZM159 70H161V69H159ZM159 70H158V71H159ZM180 70H181V69H180ZM211 70H212V68H211ZM244 70H245V69H244ZM13 71H14V70H13ZM97 71H99V70H97ZM230 71H228V72H230ZM9 72H10V71H9ZM59 72H60V71H59ZM61 72H62V70H61ZM63 72H64V71H63ZM66 72H67V71H66ZM66 72H64V73H66ZM167 72H168V71H167ZM216 72H218V70H217ZM234 72H235V70H234ZM243 72H244V71H243ZM243 72L240 73V72L238 71V73L241 74V75H244ZM247 72H248V70H247ZM251 72L253 73V71L250 70V72L248 73V75H249ZM257 72H258V71H257ZM261 72H260V73H261ZM2 73H3V72H0V76H2V75L4 74V73H3V74H2ZM6 73H7V71H6ZM13 73H14V72H13ZM71 73H72V72H71ZM99 73H100V72H99ZM103 73H104V72H103ZM176 73H177V72H176ZM220 73H221V72L219 71L218 74H220ZM224 73H225V71H224ZM235 73H236V72H235ZM235 73H234V74H235ZM245 73H246V71H245ZM252 73H251V74H252ZM255 73H256V70H254L253 75H254ZM263 73H264V72H263ZM263 73H261V74L263 75ZM19 74H22V73L20 72ZM79 74H80V73H79ZM203 74H204V73H203ZM221 74H222V73H221ZM232 74H233V73H232ZM232 74L230 73V75H232ZM234 74H233V75H234ZM246 74H247V73H246ZM261 74H260V76H255L254 78L249 79L248 81H246V83H245V81H244V83H245L246 85L243 84V81L241 80V81H242V84H243L244 86H247V88H245V87H241V88L247 89V90L249 91V94H250V95L253 94L254 96L264 97V80H263V78H261V77H264V75L261 76ZM8 75H10V73H9ZM8 75H7V77H8ZM30 75H31V73H30ZM33 75H34V74H33ZM99 75H100V74H99ZM204 75H205V74H204ZM224 75H225V74H224ZM227 75H228V73H227ZM235 75H236V74H235ZM235 75H234V76H235ZM241 75H239V76L241 77ZM257 75H259V73H258ZM23 76H24V75H23ZM167 76H168V75H167ZM180 76H181V75H180ZM194 76H195V75H194ZM228 76H229V75H228ZM237 76H238V75H237ZM13 77H14V76H13ZM13 77H12V78H13ZM42 77H43V76H42ZM218 77H220V76L218 75ZM229 77H230V79H231V76H229ZM229 77H228V78H229ZM243 77H244V76H243ZM247 77H248V76H247ZM249 77H250V76H249ZM10 78H11V77H10ZM55 78H56V76H55ZM80 78H81V77H80ZM82 78H83V77H82ZM118 78H119V77H118ZM179 78L181 79L182 76L179 77ZM225 78H226V77H225ZM225 78H223V79L226 81L228 78H227V79H225ZM235 78H236L235 80H237L239 77H238V78L235 77ZM8 79H9V78H8ZM16 79H17V78H16ZM34 79H35V78H34ZM84 79H86V78H84ZM180 79H179V80H180ZM239 79H240V78H239ZM241 79H242V78H241ZM2 80H3V79H2ZM24 80H25V79H23V81H24ZM32 80H33V79H32ZM49 80H50V79H49ZM78 80H79V79H78ZM88 80H89V79H88ZM93 80H94V79H93ZM182 80H186V79H183V78H182L181 81H182ZM224 80H223V81L221 80V81H222V82H225ZM231 80H232V79H231ZM231 80H230V82H231ZM243 80H245V79H243ZM21 81H22V80H21ZM25 81H27V80H25ZM43 81H44V80H43ZM43 81H42V82H43ZM50 81H51V80H50ZM56 81H57V80H56ZM218 81H219V80H218ZM228 81H229V79H228ZM228 81H226V82H228ZM232 81H233V80H232ZM46 82H48V81H46ZM52 82H54V81H52ZM58 82H59V80H58ZM60 82H61V81H60ZM89 82H90V81H89ZM98 82H99V81H98ZM117 82H118V81H117ZM121 82H122V81H121ZM182 82H183V81H182ZM216 82H217V80H216ZM233 82H234V81H233ZM237 82H238V81H236V83H237ZM104 83H105V82H104ZM127 83H128V81H127ZM174 83H175V82H174ZM218 83H219V82H218ZM218 83H217V84H218ZM228 83H229V82H228ZM228 83H225V84H226L227 86H229V85L233 86V84H234V83H233V84H230V83H229V85H228ZM3 84H4V83H3ZM37 84H38V83H37ZM48 84H49V83H48ZM64 84H65V83H64ZM114 84H115V83H114ZM187 84H189V83H187ZM219 84H220V83H219ZM221 84H222V83H221ZM240 84H241V83H240ZM38 85H39V84H38ZM65 85H66V84H65ZM108 85H110V84H108ZM137 85H138V84H137ZM137 85H136V86H137ZM151 85H152V84H151ZM185 85H186V84H185ZM223 85H224V84H223ZM243 85H241V86H243ZM17 86H18V85H17ZM45 86H46V85H45ZM80 86H81V85H80ZM110 86H111V85H110ZM112 86H113V85H112ZM183 86H184V85H183ZM193 86H195V84H193ZM220 86H221V85H220ZM231 86H230V87H231ZM235 86L239 87L238 85L234 84L233 88H234ZM29 87H30V86H29ZM32 87H33V86H32ZM118 87H119V86H118ZM197 87H198V86H197ZM6 88H7V87H6ZM37 88H38V87H37ZM49 88H50V87H49ZM116 88H117V87H116ZM119 88H121V87H119ZM223 88H225V87H223ZM39 89H40V91L43 90V89H41V87H40ZM97 89H99V88H97ZM102 89H103V88H102ZM162 89H163V88H162ZM181 89H182V88H181ZM190 89H191V88H190ZM195 89H196V88H195ZM195 89H194V90H195ZM230 89L233 90L232 88H230ZM236 89H237V88H236ZM239 89H240V87H239ZM12 90H13V89H12ZM99 90H101V89H99ZM111 90H112V88H111ZM242 90H243V89H242ZM242 90H241V92H242ZM40 91H39V92H40ZM44 91H45V90H44ZM44 91H43V93L46 92V91H45V92H44ZM57 91H58V90H57ZM109 91H110V90H109ZM158 91H159V90H158ZM186 91H188V90H186ZM195 91H196V90H195ZM195 91H194V92H195ZM203 91H204V90H203ZM238 91H240V90H237V92H238ZM245 91H246V90H245ZM245 91H244V92H245ZM37 92H38V91H37ZM191 92H192V91H191ZM244 92H243V93H244ZM8 93H9V92H8ZM19 93H20V92H19ZM40 93H42V92H40ZM66 93H67V91H66ZM90 93H91V92H90ZM161 93H162V92H161ZM176 93H177V92H176ZM179 93H180V92H179ZM179 93H177V94H179ZM183 93H184V92H183ZM192 93H193V92H192ZM238 93H240V92H238ZM0 94H1V93H0ZM38 94H39V93H38ZM38 94H37V95H38ZM77 94H78V93H77ZM92 94H93V92H92ZM94 94H95V93H94ZM129 94H130V93H129ZM234 94H235V91H234ZM236 94H237V93H236ZM236 94H235V96H237ZM245 94H246V93H245ZM245 94H244V98H245ZM39 95H41V94H39ZM45 95H46V94H45ZM47 95H48V94H47ZM159 95H161V94L159 93ZM181 95H182V94H180L179 96H181ZM186 95H187V94H186ZM194 95L198 96V95L195 94V93H194ZM200 95H201V94H200ZM242 95H243V94H242ZM65 96H66V95H65ZM75 96H76V95H75ZM79 96H80V94H79ZM83 96H84V95H83ZM88 96H89V95H88ZM238 96H240V95L238 94ZM251 96H252V95H251ZM48 97H50V96L48 95ZM54 97H55V96H54ZM57 97H58V96H57ZM80 97H81V96H80ZM162 97H163V96H162ZM168 97H169V96H168ZM194 97H195V96H194ZM202 97H203V96H202ZM209 97H210V96H209ZM246 97H248V94L246 95ZM260 97H259V98H260ZM36 98H38V96H37ZM36 98H35V100L38 101ZM39 98H40V97H39ZM52 98H53V97H52ZM68 98H69V97H68ZM117 98H118V96H117ZM148 98H149V97H148ZM182 98H183V97H182ZM212 98H215V95H213V96L211 97V99H212ZM216 98H218V96H217ZM238 98H239V97H237V99H238ZM240 98H241V97H240ZM244 98H243V99H244ZM249 98H253V97H248L247 99H249ZM32 99H33V98H32ZM50 99H51V98H50ZM88 99H89V98H88ZM94 99H95V98H94ZM158 99H159V98H158ZM162 99H163V98H162ZM175 99H176V98H175ZM192 99H193V98H192ZM205 99H206V98H205ZM241 99H242V98H241ZM48 100H49V99H48ZM74 100H75V99H74ZM124 100H125V99H124ZM177 100H178V99H177ZM212 100H214V99H212ZM215 100H217V99H215ZM245 100H246V99H245ZM255 100H257V99H254V101H255ZM40 101H41V103H42V102L44 101L43 98H42V100H40ZM76 101H80V100H76ZM117 101H118V100H117ZM185 101H186V100H185ZM188 101H189V100H188ZM206 101H207V99H206ZM249 101H250V100H249ZM257 101H258V100H257ZM261 101H264V99L261 100ZM0 102H3V100L0 101ZM33 102H34V101H33ZM50 102H51V101H50ZM50 102H49V103H50ZM84 102H85V101H84ZM121 102H122V101H121ZM241 102H242V101H241ZM244 102H245V101H244ZM246 102H247V101H246ZM246 102H245V103H246ZM259 102H260V101H259ZM45 103H46V102H45ZM55 103H56V101L54 102V104H55ZM63 103H65V102L63 101ZM96 103H97V102H96ZM157 103H159V102L157 101ZM197 103H198V101H197ZM257 103H258V102H257ZM262 103H263V102H262ZM85 104L87 105V103H85ZM130 104H131V103H130ZM172 104H174V103H172ZM199 104H200V103H199ZM219 104H220V103H219ZM246 104H247V103H246ZM251 104H252V103H251ZM254 104H256V103L254 102ZM1 105H2V104H1ZM5 105H6V104H5ZM13 105H15V104H13ZM61 105H62V104H61ZM103 105H105V104L103 103ZM174 105H175V104H174ZM259 105H260V104L258 103V105H257L256 108H259V109H260V107H258ZM262 105H264V104H261V106H262ZM31 106H32V105H31ZM34 106H35V105H34ZM38 106H40V105L38 104ZM107 106H108V105H107ZM176 106H177V105H176ZM229 106H230V105H229ZM248 106H249V105H248ZM255 106H256V105H255ZM255 106L252 105V107H253V109H254L253 112H255V109H256V108H254ZM2 107H3V106H2ZM41 107H42V106H41ZM54 107H55V106H54ZM89 107H90V106H89ZM89 107H88V108H89ZM97 107H98V106H97ZM144 107H145V106H144ZM152 107H153V106H152ZM198 107H199V106H198ZM201 107H202V106H201ZM219 107H220V105H219ZM263 107H264V106H263ZM263 107H262V108H263ZM50 108H51V107H50ZM72 108H73V107H72ZM110 108H111V107H110ZM115 108H116V107H115ZM136 108H137V107H136ZM154 108H155V107H154ZM156 108H157V107H156ZM195 108H196V107H195ZM245 108H246V107H245ZM247 108H248V107H247ZM262 108H261V110H262ZM1 109H2V108H0V110H1ZM82 109H83V108H82ZM116 109H117V108H116ZM201 109H202V108H201ZM253 109H251V110H253ZM34 110H35V109H34ZM43 110H44V108H43ZM113 110H114V109H113ZM124 110H125V109H124ZM124 110H123V111H124ZM129 110H130V107H129ZM153 110H155V109H153ZM181 110H182V109H181ZM223 110H224V109H223ZM247 110H249V109H247ZM39 111H40V110H39ZM68 111H69V110H68ZM70 111H71V110H70ZM74 111H75V110H74ZM126 111H127V109H126ZM194 111H195V110H194ZM219 111H220V110H219ZM259 111H260V110H259ZM0 112H1V111H0ZM37 112H38V110H37ZM228 112H229V111H227V113H228ZM249 112H251V111H249ZM43 113H45V112H43ZM132 113H133V112H132ZM137 113H138V112H137ZM151 113H152V112H151ZM258 113H259V112H258ZM261 113H262V112H261ZM35 114L37 115V113H35ZM38 114H41V113H38ZM106 114H107V112H106ZM112 114H113V113H112ZM129 114H130V113H129ZM165 114H166V116H167V113H165ZM165 114H164V115H165ZM178 114H179V113H178ZM246 114H247V113H246ZM45 115H46V113H45ZM47 115H48V113H47ZM47 115H46V116H43V114H42V116H43L42 119H44L45 117L47 118V117L49 116V115H48V116H47ZM77 115H78V114H77ZM164 115H163V116H164ZM247 115H248V114H247ZM258 115H259V114H258ZM260 115H261V114H260ZM40 116H41V115H40ZM42 116H41V117H42ZM51 116H53L54 118L58 119V118H59L60 116H62V115H60L59 117H57L58 115H56V117H55V114H52ZM123 116H124V115H123ZM134 116H135V115H134ZM231 116H232V115H231ZM249 116H250V115H249ZM69 117H70V116H69ZM76 117H77V116H76ZM150 117H151V116H149V118H150ZM199 117H201V116H199ZM242 117H244V116H242ZM0 118L5 119L4 117H0ZM9 118H10V117H9ZM26 118H27V117H26ZM31 118H32V117H31ZM35 118H37V117H35ZM49 118H52V117H49ZM234 118H235V117H234ZM248 118H249V117H248ZM33 119H34V117H33ZM38 119H39V118H38ZM104 119H105V118H104ZM158 119H159V118H158ZM250 119H251V118H250ZM0 120H1V119H0ZM5 120H6V119H5ZM7 120H8V119H7ZM7 120H6V121H7ZM24 120H25V118H24ZM34 120H35V119H34ZM53 120H54V119H53ZM58 120H59V119H58ZM143 120H144V119H142V122H143ZM159 120H160V119H159ZM191 120H192V119H191ZM201 120H203V117H202ZM263 120H264V119H263ZM2 121H3V120H2ZM39 121H40V119H39ZM48 121H49V120H48ZM80 121H82V119H81ZM146 121L149 122L148 119H146ZM146 121H144V122H146ZM155 121H156V120H155ZM164 121H165V120H164ZM58 122H59V121H58ZM85 122H86V121H85ZM129 122H130V121H129ZM158 122H159V121H158ZM202 122H203V121H202ZM204 122H205V121H204ZM19 123H20V122H19ZM55 123H56V121H55ZM55 123L53 122V124H55ZM64 123H65V122H64ZM70 123H73V122H70ZM151 123H152V122H151ZM185 123H186V122H185ZM13 124H14V122H13ZM15 124H16V123H15ZM34 124L36 125V123H34ZM44 124L47 125L48 122L46 123V121H45ZM51 124H52V123H51ZM51 124H49V125H47V126H51ZM53 124H52V125H53ZM116 124H118V123H116ZM140 124H141V123H140ZM143 124H144V123H142V125H143ZM146 124H148V123H146ZM156 124H158V123H156ZM182 124H183V123H182ZM204 124H205V123H204ZM207 124H208V123H207ZM211 124H212V123H211ZM27 125H28V124H27ZM67 125H68V124H67ZM73 125H74V124H73ZM80 125H81V124H80ZM99 125H100V124H99ZM114 125H115V124H114ZM142 125H141V126H142ZM154 125H155V124H154ZM159 125H161V124H159ZM172 125H173V124H172ZM3 126H5V125H3ZM7 126H8V125H7ZM7 126H6V127H7ZM36 126H37V125H36ZM53 126H54V125H53ZM55 126H57V124H55ZM61 126H63V125H61ZM61 126H59V128H60ZM106 126H107V125H106ZM108 126H109V125H108ZM112 126H113V125H112ZM139 126H140V125H139ZM148 126H149V125H148ZM150 126H151V125H150ZM152 126H153V125H152ZM15 127H16V126H15ZM25 127H26V124H25ZM70 127H71V126H70ZM103 127H104V126H103ZM137 127H138V125H137ZM206 127H207V126H206ZM210 127H211V126H210ZM210 127H209V128H210ZM31 128H33V127L31 126ZM43 128H44V127H43ZM63 128H64V127H63ZM63 128H62V129H63ZM89 128H90V127H89ZM123 128H125V127L123 126ZM150 128H151V127H150ZM181 128H182V127H181ZM209 128L207 127L206 129H209ZM213 128H214V127H212V129H213ZM62 129H60V130H62ZM139 129H140V128H139ZM153 129H155V128H153ZM246 129H247V128H246ZM1 130H3V128H2ZM22 130H23V129H22ZM39 130H41V129H39ZM97 130H99V129H97ZM137 130H138V128H137ZM12 131H13V130H12ZM32 131H33V130H32ZM62 131H63V130H62ZM68 131H69V130H68ZM90 131H91V130H90ZM90 131H88V132H90ZM125 131H126V129H125ZM134 131H136V130L134 129ZM212 131H214V130H212ZM231 131H233V130H231ZM42 132H44V131L42 130ZM73 132H74V131H73ZM78 132H79V130H78ZM84 132H85V131H84ZM96 132H97V131H96ZM136 132H137V131H136ZM146 132H147V131H146ZM24 133H25V132H24ZM31 133H33V132H31ZM39 133H40V132H38V134H39ZM79 133H81V131H80ZM12 134H13V133H12ZM25 134H26V133H25ZM27 134H29V133H27ZM64 134H65V133H64ZM86 134H87V133H86ZM98 134H99V131H98ZM132 134H133V133H132ZM165 134H166V133H165ZM99 135H100V134H99ZM121 135H122V134H121ZM128 135H129V134H128ZM252 135H253V134H252ZM62 136H63V135H62ZM64 136H66V135H64ZM91 136H92V135H91ZM93 136H95V135H93ZM116 136H117V135H116ZM122 136H123V135H122ZM125 136H126V134H125ZM141 136H142V135H141ZM160 136H161V135H160ZM217 136H218V135H217ZM57 137H58V136H57ZM57 137H56V138H57ZM60 137H61V136H60ZM12 138H13V137H12ZM63 138H64V137H63ZM109 138H110V137H109ZM119 138H121V137H119ZM138 138H139V137H138ZM20 139H21V138H20ZM51 139H52V138H51ZM83 139H85V138H83ZM159 139H160V138H159ZM32 140H33V139H32ZM63 140H64V139H63ZM104 140H105V139H104ZM107 140H108V139H107ZM111 140H113V139H111ZM114 140L116 141V139H114ZM114 140H113V141H114ZM140 140L142 141V139H140ZM146 140H147V139H146ZM210 140H211V141H209V142H211V143H212V142H214V144H215V143H218V142L213 141L214 138H213V139H210ZM9 141H11V140H9ZM57 141H59V140H57ZM67 141H68V140H67ZM70 141H71V140H70ZM78 141H79V140H78ZM121 141H123V139H122ZM155 141H156V140H155ZM218 141H219V140H218ZM222 141H223V140H222ZM29 142H31V141H29ZM34 142H35V141H34ZM89 142H90V141H89ZM109 142H110V141H109ZM117 142H118V141H117ZM147 142H148V141H147ZM219 142H220V141H219ZM0 143H1V142H0ZM45 143H48V142H45ZM59 143H60V141H59ZM111 143H112V142H110V144H111ZM145 143H146V142H145ZM152 143H153V142H152ZM162 143H163V142H162ZM166 143H167V142H166ZM211 143H210V147H211ZM32 144H33V143H32ZM41 144H42V143H41ZM50 144H51V143H50ZM56 144H58V143H56ZM107 144H108V142H107ZM107 144H106V145H107ZM126 144H128V142H127ZM212 144H213V143H212ZM223 144H224V143H222V145H223ZM16 145H17V144H16ZM37 145H38V144H37ZM48 145H49V144H48ZM58 145H59V144H58ZM66 145H67V144H66ZM69 145H70V144H69ZM104 145H105V144H104ZM136 145H138V143H137ZM153 145H155V144H153ZM158 145H159V144H158ZM218 145H219V144H218ZM222 145H221V148L223 147ZM54 146H56V145H54ZM138 146H139V145H138ZM141 146H142V145H141ZM144 146H145V144H144ZM163 146H164V145H163ZM166 146H169V144L166 145ZM215 146H216V145H214L213 147H215ZM224 146H225V145H224ZM7 147H8V146H7ZM11 147H13V146H11ZM28 147H30V146H28ZM65 147H66V146H65ZM77 147H78V146H77ZM108 147H109V145H108ZM114 147H116V146H114ZM146 147L148 148V146H145V148H146ZM164 147H165V146H164ZM164 147H163V148H164ZM217 147H218V146H217ZM232 147H233V146H232ZM0 148H1V147H0ZM40 148L43 149V148H45V147H40ZM68 148H69V147H68ZM102 148H103V147H102ZM102 148H100V149H102ZM111 148H113V147L111 146ZM128 148H129V147H128ZM140 148H143V146L140 147ZM218 148H220V147H218ZM224 148H226V147H224ZM107 149H110V148H107ZM116 149H117V148H116ZM227 149H228V146H227L226 150H227ZM44 150H45V149H44ZM89 150H90V149H89ZM92 150H93V149H92ZM97 150H99V149H97ZM113 150H114V149H113ZM161 150H162V149H161ZM212 150H216V149H214V148L212 149V147H211V151H212ZM13 151H14V150H13ZM50 151H51V150H50ZM54 151H55V150H54ZM86 151H87V150H86ZM131 151H132V150H131ZM146 151L148 152V151H150V150H146ZM152 151H153V150H152ZM163 151H164V150H163ZM211 151H210V152H211ZM228 151H230V150L228 149ZM231 151H232V150H231ZM10 152H12V151H10ZM19 152H20V151H19ZM26 152H27V151H26ZM30 152H31V151H30ZM52 152H53V151H52ZM56 152H57V151H56ZM56 152H55V153H56ZM139 152H140V154H141V152H143V151H139ZM144 152H145V151H144ZM159 152H160V151H159ZM159 152H158V153H159ZM15 153H16V152H15ZM82 153H83V152H82ZM102 153H103V152H102ZM111 153H113V152H111ZM132 153H135V152H132ZM154 153H155V151H154ZM156 153H157V151H156ZM176 153H177V152H176ZM212 153H214V152H212ZM17 154H18V153H17ZM32 154H33V153H32ZM76 154H77V153H76ZM99 154H100V152H99ZM117 154H118V153H117ZM160 154H161V153H160ZM162 154H163V153H162ZM216 154H217V153H216ZM5 155H6V154H5ZM29 155H30V154H29ZM38 155H40V154H38ZM47 155H48V154H47ZM49 155H50V154H49ZM69 155H70V154H69ZM102 155H104V153H103ZM130 155L132 156L131 153H130ZM130 155L128 156V158L130 157ZM142 155H144V153H143ZM173 155H174V154H173ZM212 155H213V154H212ZM227 155H228V154L226 153V156H225V157H227ZM0 156H1V155H0ZM7 156H8V155H6V157H7ZM58 156H59V155H58ZM64 156H65V155H64ZM66 156H67V155H66ZM109 156H110V155H109ZM112 156H113V155H112ZM116 156H117V155H116ZM120 156H121V155H119L118 157L122 159L123 156H122V157H120ZM146 156H147V155H146ZM165 156H166V155H165ZM218 156H220L219 153H218ZM228 156H229V155H228ZM233 156H234V155H233ZM251 156H252V155H251ZM19 157H20V156H19ZM40 157H42V156H40ZM44 157H45V155H44ZM142 157H143V156H142ZM168 157H169V156H168ZM214 157H215V156L213 155V159H214ZM220 157H222V156H220ZM234 157H235V156H234ZM15 158H16V157H15ZM72 158H73V157H72ZM94 158H95V157H94ZM99 158H100V157H99ZM110 158H111V157H110ZM162 158H163V157H162ZM173 158H174V157H173ZM176 158H177V157H176ZM215 158H216V157H215ZM227 158L229 159V157H227ZM26 159H27V158H26ZM30 159H31V161H32V158H30ZM40 159H41V158H40ZM62 159H63V158H62ZM73 159H74V158H73ZM114 159H115V158H114ZM167 159H168V158H167ZM171 159H172V158H171ZM174 159H175V158H174ZM36 160H38V159H36ZM74 160H77V159L75 158ZM96 160H97V158H96ZM131 160H133V159H130V161H131ZM141 160H142V159H141ZM215 160H216V159H215ZM221 160H222V158H221ZM229 160H230V159H229ZM229 160H228V161H229ZM24 161H25V160H24ZM52 161L54 162V160H52ZM55 161H56V160H55ZM71 161H72V160H70L69 162H71ZM116 161H120V160H116ZM217 161H218V160H217ZM235 161H236V159H235ZM239 161H240V160H239ZM251 161H252V160H251ZM16 162H17V161H16ZM36 162H38V161H36ZM92 162H93V161H92ZM94 162H96V161H94ZM94 162H93V163H94ZM221 162H222V161H221ZM226 162H227V161H226ZM230 162H231V161H230ZM230 162H229V163H230ZM11 163H12V162H10V164H11ZM72 163H74V162H72ZM85 163H87V162H85ZM120 163H121V162H120ZM172 163H173V162H172ZM219 163H220V161H219ZM222 163H223V162H222ZM245 163H246V162H245ZM41 164H42V162H41ZM45 164H48V163L45 162ZM49 164H51V163H49ZM57 164H59V163H57ZM104 164H105V163H104ZM165 164H166V163H165ZM174 164H175V163H174ZM223 164H225V163H223ZM227 164H228V162L226 163V165H227ZM234 164H235V163H234ZM22 165H23V164H22ZM22 165H21V166H22ZM30 165H32V164H30ZM52 165H53V163H52ZM91 165H92V164H91ZM107 165L109 166L110 164L107 162ZM220 165H221V164H220ZM231 165L233 166L232 163H231ZM238 165H239V164H238ZM24 166H25V165H24ZM60 166H61V164H60ZM60 166H59V167H60ZM73 166H74V165H73ZM156 166H157V165H156ZM168 166H169V165H168ZM168 166H167V167H168ZM236 166H237V165H236ZM0 167H1V166H0ZM33 167L35 168L36 165L33 166ZM45 167H46V165H45ZM56 167H57V166H56ZM86 167H87V166H86ZM88 167H90V166L88 165ZM88 167H87V168H88ZM104 167H105V166H104ZM104 167H103V168H104ZM158 167H159V166H158ZM226 167H227V166H226ZM14 168H15V167H14ZM14 168L11 167V169H14ZM21 168H22V167H21ZM26 168H27V167H26ZM36 168H38V167H36ZM36 168H35V170H36ZM57 168H58V167H57ZM87 168H86L85 172L88 171ZM94 168H95V167H94ZM98 168L100 169V166H99V165H98ZM106 168H107V167H106ZM109 168H111V167H109ZM109 168H108V169H109ZM162 168H163V167H162ZM221 168H222V167H221ZM5 169H6V168H5ZM22 169H23V168H22ZM39 169H41V167H40ZM58 169H59V168H58ZM68 169H69V168H68ZM82 169H85V167L82 168ZM89 169H90V168H89ZM123 169H124V168H123ZM24 170H25V169H24ZM59 170H60V169H59ZM80 170H81V169H80ZM96 170H97V169H96ZM101 170H102V169H101ZM111 170H112V168H111ZM164 170H165V169H164ZM173 170H174V169H173ZM228 170H229V169H228ZM2 171H3V170H2ZM8 171H9V169H8ZM20 171H21V170H20ZM31 171H32V170H31ZM37 171H38V170H37ZM40 171H42V169H41ZM44 171H45V170H44ZM52 171H53V168H52ZM97 171H98V170H97ZM104 171H105V170H104ZM106 171H107V170H106ZM109 171H110V169H109ZM118 171H120V170H118ZM129 171H130V170H129ZM171 171H172V170H171ZM216 171H217V170H216ZM221 171L223 172V170H221ZM229 171H230V170H229ZM10 172H11V171H10ZM42 172H43V171H42ZM68 172H69V171H68ZM75 172H76V176H77V172H79V171L75 170ZM80 172H82V171H80ZM83 172H84V170H83ZM88 172H89V171H88ZM90 172L94 173L93 171H90ZM107 172H108V171H107ZM137 172H138V171H137ZM164 172H165V171H163V174H164ZM219 172H220V171H219ZM30 173H31V172H30ZM30 173H29V174H30ZM32 173H33V172H32ZM45 173H46V172H45ZM161 173H162V172H161ZM220 173H221V172H220ZM220 173H219V174H220ZM20 174H21V172H20ZM26 174H27V173H26ZM39 174H40V173H39ZM99 174H100V173H99ZM113 174H114V173H113ZM115 174H116V173H115ZM115 174H114V175H115ZM172 174H173V173H172ZM259 174H260V173H259ZM51 175H52V174H51ZM51 175H50V177H48V178H52ZM61 175H63V174H61ZM66 175H67V174H66ZM74 175H75V174H74ZM79 175H81V174H78V177H77V178H79ZM83 175H84V174H83ZM94 175H95V174H94ZM143 175H144V174H143ZM216 175H217V173H216ZM248 175H249V174H248ZM39 176H40V175H39ZM76 176H75V177H76ZM85 176H86V175H85ZM220 176H221V175H220ZM220 176H219V177H220ZM18 177H19V176H18ZM69 177H70V176H69ZM69 177H68V178H69ZM89 177H90V176H89ZM142 177H143V176H142ZM163 177L165 178V176H163ZM167 177H168V176H167ZM216 177H217V176H216ZM11 178H13V177H11ZM36 178H37V176H36ZM53 178H56V177H53ZM60 178H61V177H60ZM77 178H75L74 180H78ZM221 178H222V177H221ZM245 178H246V177H245ZM22 179H23V178H22ZM40 179H41V177H40ZM43 179H44V177H43ZM43 179H41V180H43ZM61 179H62V178H61ZM64 179H65V178H64ZM71 179H72V178H70V180H71ZM81 179H82V178H81ZM99 179H100V177H99ZM169 179H170V178H169ZM169 179H168V180H169ZM45 180H46V179H45ZM53 180H54V179H53ZM58 180H59V179H58ZM86 180H87V177H86ZM100 180H101V179H100ZM249 180H250V179H249ZM25 181H26V180H25ZM27 181H29V179H28ZM34 181H35V180H34ZM65 181H66V180H65ZM79 181H80V180H79ZM127 181H128V180H127ZM155 181H156V180H155ZM157 181H158V180H157ZM214 181H217V180H214ZM46 182H48V181H46ZM52 182H53V181H52ZM67 182H68V181H67ZM112 182H114V181H112ZM118 182H119V181H118ZM118 182H117V183H118ZM172 182H174V181H172ZM260 182H261V181H260ZM0 183H1V182H0ZM12 183L14 184V182H12ZM43 183H44V182H43ZM48 183H49V182H48ZM59 183H60V182H59ZM69 183H70V182H68V184L66 183V184H67V187H68ZM76 183L78 184V181H77ZM114 183H115V182H114ZM216 183H217V182H216ZM221 183H223V182H221ZM19 184H20V183H19ZM61 184H62V183H61ZM66 184H65V185H66ZM93 184H95V183H93ZM115 184H116V183H115ZM167 184H168V183H167ZM212 184H213V182H212ZM254 184H255V183H254ZM1 185H2V184H0V187H1ZM8 185H9V184H8ZM17 185H18V184H17ZM22 185H23V184H22ZM46 185H48V184L46 183ZM62 185H64V184H62ZM62 185H60V186H62ZM65 185H64V186H65ZM72 185H73V183H72ZM74 185H75V183H74ZM78 185H81V184H78ZM85 185H86V184H85ZM91 185H92V184H91ZM137 185H138V184H137ZM137 185H136V186H137ZM161 185H162V183H161ZM170 185H171V184L169 183L168 186H170ZM175 185H176V184H175ZM214 185H215V183H214ZM252 185H253V184H252ZM25 186H26V185H25ZM27 186L29 187V185H27ZM36 186H37V185H36ZM43 186H45V185H43ZM55 186H56V185H55ZM55 186H53V187H55ZM69 186H71V185H69ZM83 186H84V185H83ZM89 186H90V185H89ZM113 186H114V185H113ZM230 186H231V185H230ZM11 187H13V186H10V189H12ZM28 187H26V188H28ZM62 187H63V186H62ZM87 187H88V186H87ZM117 187L121 188V187L118 186V185H117ZM142 187H143V186H142ZM148 187H149V186H148ZM162 187H164V186L162 185ZM203 187H204V186H203ZM225 187H226V184H225ZM7 188H8V187H7ZM13 188H14V187H13ZM15 188H16V187H15ZM37 188H39V187L37 186ZM56 188H57V186L55 187V189H56ZM58 188H59V187H58ZM65 188H66V187H65ZM65 188H61V189H65ZM133 188H134V187H133ZM151 188H152V187H151ZM206 188H207V187H205V188H202V187H201L199 190H201V191L203 192V191L207 190ZM72 189H74V187H73ZM82 189H83V188H82ZM84 189H85V188H84ZM109 189H110V188H109ZM111 189H112V188H111ZM113 189H114V188H113ZM121 189H122V188H121ZM131 189H132V188H131ZM143 189H144V187H143ZM170 189H171V187H170ZM202 189H204V190H202ZM208 189H209V188H208ZM14 190H15V189H13V191H14ZM50 190H51V189H50ZM53 190H54V189H53ZM58 190H59V189H58ZM75 190H76V189H75ZM86 190H87V189H86ZM122 190H123V189H122ZM140 190L142 191V189H140ZM145 190H146V189H145ZM175 190H176V189H175ZM175 190H174V191H175ZM218 190H219V189H218ZM0 191H1V190H0ZM6 191H7V190H6ZM10 191H11V190H10ZM10 191H8V192L10 193ZM36 191H37V189H36ZM69 191H70V190H68V193L70 194ZM76 191H77V190H76ZM90 191H91V190H90ZM113 191H114V190H113ZM113 191H112V192H113ZM115 191H116V190H115ZM130 191H131V190H130ZM134 191H135V190H134ZM201 191H200V192H201ZM220 191H221V190H220ZM40 192H41V188H40ZM65 192H66V191H65ZM72 192H74V190H73ZM87 192H88V191H87ZM109 192H110V191H109ZM118 192H119V191H118ZM136 192H138V191L136 190ZM145 192H146V191H145ZM209 192H210V191H209ZM0 193H1V192H0ZM15 193H16V192H15ZM49 193L52 194V192H50V191H49ZM54 193H55V192H53V194H54ZM59 193L61 194L62 192H59ZM59 193H58V194H59ZM78 193H79V191H78ZM81 193H82V192H80V195H81ZM85 193H86V192H85ZM85 193H84V194H85ZM113 193H114V192H113ZM138 193H140V192H138ZM150 193H151V192H150ZM162 193H163V192H162ZM165 193H166V192H165ZM203 193H205V192H203ZM12 194H13V193H12ZM20 194H21V193H20ZM23 194H25V193H23ZM45 194H47V193H45ZM45 194H44V195H45ZM51 194H50V195H51ZM65 194H66V193H65ZM148 194H149V192H148ZM163 194H164V193H163ZM168 194H169V193H168ZM170 194H171V193H170ZM182 194H183V192H182ZM182 194H179V195H182ZM18 195H19V194H18ZM25 195H27V194H25ZM40 195H41V194H40ZM44 195H42V196H44ZM54 195H55V194H54ZM63 195H64V194H63ZM80 195H79V196H80ZM120 195L122 196L121 193H120ZM123 195H124V193H123ZM206 195H207V194H206ZM210 195H211V194H210ZM6 196H7V195H6ZM15 196H16V195H14V197H15ZM45 196H46V195H45ZM47 196H48V194H47ZM47 196H46V197H47ZM58 196H59V195H58ZM76 196H77V195H76ZM99 196H101V195H99ZM118 196H119V195H118ZM138 196H139V195H138ZM191 196H192V195H191ZM23 197H24V195H23ZM33 197H34V196H33ZM48 197H50V196H48ZM53 197L57 198L56 195L53 196ZM59 197H61V196H59ZM65 197H67V196L65 195ZM73 197H74V196H73ZM168 197H169V196H168ZM180 197H181V196H180ZM202 197H203V196H202ZM6 198H7V197H6ZM63 198H64V197H63ZM69 198L72 199L71 197H69ZM113 198H114V197H113ZM117 198H118V197H117ZM139 198H140V197H139ZM143 198H144V197H143ZM153 198H154V197H153ZM181 198H182V197H181ZM186 198H188V196H187ZM191 198H192V197H191ZM194 198H195V197H194ZM218 198H219V197H218ZM233 198H234V197H233ZM21 199H22V198H21ZM29 199H31V198H29ZM47 199H49V198H47ZM61 199H62V198H61ZM61 199H60V200H61ZM64 199H65V198H64ZM70 199H69V200H70ZM77 199H78V197H76L74 200H77ZM88 199H89V198H88ZM107 199H108V198H107ZM107 199H106V200H107ZM121 199H122V197H121ZM126 199H127V198H126ZM135 199H137V198H135ZM150 199H151V197H150ZM155 199H156V198H155ZM176 199H177V198H176ZM176 199H175V200L173 199V201H176ZM184 199H185V198H183V200H184ZM205 199H206V198H205ZM1 200H2V199H1ZM10 200H11V199H10ZM18 200H19V199H18ZM56 200H58V198L55 199V201H56ZM72 200H73V199H72ZM72 200H70V203H71ZM130 200H132V199H130ZM130 200H129V201H130ZM166 200H168V199H166ZM179 200H180V199H179ZM179 200H177V202H178ZM185 200H186V199H185ZM185 200H184V202H185ZM188 200H189V199H188ZM188 200H187V201H188ZM191 200L194 202L193 199H191ZM191 200H189V201H191ZM3 201H4V199H3ZM55 201H53V202L55 203ZM58 201H59V200H58ZM103 201H104V200H103ZM108 201L110 202V199H109ZM146 201L149 202L148 200H146ZM152 201H153V200H152ZM189 201H188V203H189ZM195 201H197V199H196ZM0 202H1V201H0ZM13 202H14V201H13ZM21 202H22V201H21ZM48 202H49V201H48ZM84 202H85V201H84ZM104 202H105V201H104ZM120 202H121V201H120ZM133 202H134V201H133ZM133 202H131V203H133ZM138 202H139V200H138ZM164 202H165V201H164ZM166 202H167V201H166ZM7 203H8V202H7ZM51 203H52V202H51ZM113 203H114V202H113ZM117 203H118V200H117ZM117 203H115V205H116ZM188 203H187V204H188ZM5 204H6V203H5ZM15 204H16V203H15ZM29 204H30V202H29ZM29 204H28V205H29ZM55 204H56V203H55ZM62 204H64V203L62 202ZM62 204H61V205H62ZM73 204H74V203H73ZM76 204H77V203H76ZM127 204L129 205V203H127ZM142 204H143V203H142ZM174 204H175V202H174ZM174 204H173V206H174ZM202 204H203V203H202ZM6 205H8V204H6ZM10 205H11V204H10ZM10 205H9V206H10ZM16 205H17V204H16ZM23 205H24V203H23ZM31 205H32V204H31ZM39 205H42V204H39ZM52 205H53V203H52ZM68 205H69V204H68ZM68 205H67V206H68ZM111 205H112V204H111ZM136 205H137V203H136ZM136 205L134 204V206H136ZM140 205H141V204H140ZM171 205H172V204H171ZM171 205H170V206H171ZM175 205H176V204H175ZM179 205H180V204H179ZM210 205H211V204H210ZM9 206H8V207H9ZM53 206H54V205H53ZM57 206L59 207V203L57 204ZM63 206H64V205H63ZM63 206H62V207H63ZM108 206H109V205H108ZM120 206H121V205H119V207H120ZM130 206H132V205H130ZM170 206H169V208H172V207H173V206H171V207H170ZM177 206H178V205H177ZM8 207H7V209H8ZM12 207H13V206H12ZM12 207L10 206V208H9L11 211L13 210ZM18 207L20 208V206H18ZM41 207H42V206H41ZM41 207H40V208H41ZM54 207L56 208V205H55ZM58 207H57V208H58ZM60 207H61V206H60ZM62 207H61V208H62ZM81 207H82V206H81ZM101 207H102V205H101ZM101 207H100V209H101ZM117 207H118V205H117ZM119 207H118V209H119ZM126 207H127V206H126ZM142 207H143V206H142ZM149 207H150V206H149ZM181 207H182V205H181ZM185 207H187V206H185ZM4 208H5V207H3V209H4ZM11 208H12V209H11ZM14 208H15V207H14ZM49 208H50V207H49ZM63 208L65 209V207H63ZM82 208H83V207H82ZM93 208H94V207H93ZM139 208H140V207H139ZM167 208H168V207H167ZM167 208H166V211H167ZM174 208H175V207H174ZM187 208H188V207H187ZM187 208L184 209V207H183L184 210H187ZM216 208H217V207H216ZM17 209H18V208H17ZM22 209H23V207H22ZM22 209H21V210H22ZM26 209H27V208H26ZM58 209H59V208H58ZM88 209H91V208H88ZM113 209H114V208H113ZM118 209H117V211H118ZM121 209H122V207H121ZM123 209H125V208H123ZM179 209H181V208L179 207ZM198 209H199V208H198ZM4 210H6V208H5ZM10 210H8V211H10ZM14 210H15V209H14ZM18 210H20V209H18ZM66 210H67V209H66ZM106 210H107V209H106ZM111 210H112V209H111ZM114 210H115V209H114ZM129 210H130V209H129ZM134 210H135V209H134ZM177 210H178V209H177ZM11 211H10V212H11ZM22 211H23V210H22ZM31 211H32V210H31ZM67 211H68V210H67ZM67 211H66V213H68ZM77 211H78V210H77ZM108 211H110V210H108ZM115 211H116V210H115ZM125 211H128V209H126ZM136 211H137V210H136ZM145 211H146V210H145ZM150 211H151V210H150ZM152 211H153V210H152ZM166 211H165V212H166ZM181 211H182V210H181ZM191 211H192V210H191ZM14 212H15V211H14ZM26 212H27V211H25V213H26ZM56 212H58L57 209H56L55 213H56ZM60 212H61V211H60ZM96 212H97V211H96ZM103 212H104V211H103ZM110 212H111V211H110ZM130 212H133V211L131 210ZM130 212H128V213H130ZM169 212L172 213L171 209H169ZM177 212H178L177 214H179V210H178ZM6 213H7V212H6ZM16 213H17V211H16ZM20 213H23V212H20ZM28 213H30V212H28ZM44 213L46 214V213H48V212L46 211V212H44ZM49 213H51V212H49ZM72 213H73V212H72ZM79 213H81V212H79ZM100 213H101V211H100ZM113 213H114V212H113ZM125 213H126V212H125ZM128 213H126L127 218H129L128 215H127ZM136 213H137V212H136ZM181 213H184V212H181ZM2 214H3V213H2ZM9 214H10V213H9ZM35 214H36V213H35ZM45 214H44V215H45ZM101 214H103V213H101ZM114 214H118V213L115 212ZM121 214H122V215H125V214H123V213H121ZM154 214H156V213H154ZM159 214H160V213H158V216H159ZM162 214H164V213H162ZM166 214L168 215L169 213H168V212L165 213V214H164V218H165ZM207 214H209V213H207ZM7 215H8V214H7ZM24 215H25V214H24ZM26 215H27V213H26ZM26 215H25L24 217H23V216H22V217H23L24 219H25V218H29V215H27V217H26ZM31 215H32V214H31ZM44 215H43V217H45ZM48 215L50 216V214H48ZM52 215H54V214H52ZM52 215H51V216H52ZM56 215H57V213H56ZM58 215H59V218H58V219H60V217H61L60 215H61V214L58 213ZM58 215H57V216H58ZM109 215H111V214H109ZM122 215H121V216H122ZM130 215H132V214H130ZM134 215H135V214H134ZM134 215H133V216H134ZM138 215H139V213H138ZM173 215H174V214H173ZM173 215H172V216H173ZM12 216H13V215H12ZM14 216H15V215H14ZM16 216H17V214H16ZM18 216H19V215H18ZM37 216H38V215H37ZM62 216H63V215H62ZM84 216H85V215H84ZM114 216H115V215H114ZM151 216H152V215H151ZM168 216H169V215H168ZM168 216H166V217H167V220H168V218H169V219L172 218L171 215H170L169 217H168ZM175 216H176V214L173 216L174 219H176ZM65 217H66V216H65ZM93 217H94V216H93ZM104 217H107V216H104ZM115 217H116V216H115ZM130 217H131V216H130ZM135 217H136V216H135ZM160 217H161V216H160ZM1 218H3V217H1ZM5 218H6V217H5ZM11 218H12V217H11ZM36 218H37V217H36ZM54 218H56V217H54ZM83 218H84V217H83ZM108 218H109V217H108ZM112 218H114V217H112ZM157 218L160 219L159 217H157ZM161 218H162V217H161ZM18 219H20V217H19ZM33 219H35V216L33 217ZM48 219H49V218H48ZM69 219H70V218H69ZM119 219H120V218H119ZM125 219H126V218H125ZM141 219H142V218H141ZM158 219H157V220H158ZM0 220H1V219H0ZM6 220H7V219H6ZM6 220L3 219L4 223H6V222L8 223V222H9V220H7V221H6ZM28 220H29V219H28ZM28 220H26V221H28ZM31 220H32V219H31ZM35 220H36V219H35ZM37 220H38V219H37ZM39 220H40V218H39ZM39 220H38L37 222H39ZM41 220H42V223H41V224H43L45 220H44V221H43V219H41ZM41 220H40V221H41ZM129 220H130V219H129ZM138 220L140 221V219H138ZM145 220H147V219H145ZM148 220H149V219H148ZM209 220H210V219H209ZM5 221H6V222H5ZM19 221H20V220H19ZM19 221H17V223H20ZM26 221H25V222H26ZM48 221H49V220H48ZM48 221H47V222H48ZM89 221H90V220H89ZM105 221H106V220H105ZM107 221H108L109 223L112 222L111 219H110V221H109V220H107ZM141 221H142V220H141ZM150 221H151V220H150ZM154 221H155V220H154ZM159 221H160V220H159ZM161 221H162V220H161ZM163 221H164V220H163ZM165 221H166V220H165ZM14 222H16V220H14ZM47 222H46V224H47ZM50 222H51V224H52V222L57 223V221H56V222H55V221H50ZM125 222H126V221H125ZM142 222H143V224L145 223L144 221H142ZM167 222H169V221H167ZM167 222H165V223H167ZM11 223H12V221H11ZM39 223H40V222H39ZM82 223H83V221H82ZM92 223H93V222H92ZM129 223H130V222H129ZM148 223H149V222H148ZM148 223H146V225H147ZM156 223H157V222H156ZM20 224H21V223H20ZM28 224H29V223H28ZM48 224L50 225V223H48ZM58 224H60V223L58 222ZM72 224H73V223H72ZM93 224H94V223H93ZM116 224H117V223H116ZM121 224H122V223H121ZM141 224H142V223H141ZM149 224H150V223H149ZM163 224H164V222L161 223V225H163ZM185 224H186V223H185ZM249 224H250V223H249ZM3 225H4V224H3ZM3 225H2V227H4ZM16 225H17V224H16ZM18 225H19V224H18ZM53 225H54V224H53ZM88 225H89V224H88ZM126 225H128V224H126ZM144 225H145V224H144ZM166 225H168V224H166ZM166 225H164V226L166 227ZM246 225H247V224H246ZM14 226H15V225H14ZM41 226H42V225H41ZM43 226H44V224H43ZM50 226H51V225H50ZM57 226H58V225H57ZM84 226H85V225H84ZM148 226H149V225H148ZM252 226H253V225H252ZM6 227H7V225H6ZM23 227H24V226H23ZM45 227H46V225H45ZM129 227H130V226H129ZM137 227H139V224L137 225ZM158 227H159V225H158ZM178 227H179V226H178ZM191 227H192V226H191ZM253 227H254V226H253ZM7 228H8V227H7ZM10 228H11V227H10ZM24 228H25V227H24ZM48 228H49V226H48ZM53 228H55V227H53ZM58 228H59V226H58ZM113 228H114V227H113ZM132 228H133V227H132ZM132 228H131V229H132ZM154 228H155V227H154ZM249 228H250V227H249ZM36 229L39 230V228H36ZM45 229H46V228H45ZM102 229H103V228H102ZM131 229H129V230H131ZM134 229H136V227L133 228V230H134ZM142 229H143V228H141L140 230H142ZM166 229H168V228H167V227L164 228V230H166ZM184 229H185V228H184ZM197 229H198V228H197ZM202 229H203V228H202ZM250 229L253 230V228H250ZM40 230H41V229H40ZM47 230H48V229H47ZM54 230H55V229H54ZM85 230H86V229H85ZM138 230H139V228H138ZM145 230H146V229H145ZM147 230H148V229H147ZM161 230H162V228H161ZM199 230H200V228H199ZM17 231H18V230H17ZM17 231H16V232H17ZM110 231H111V230H110ZM114 231H115V228H114L113 232H114ZM154 231H155V230H154ZM154 231L152 230L151 233L153 232L154 236H156L155 233H154ZM156 231H157V230H156ZM166 231H167V230H166ZM166 231H165V232H166ZM240 231H241V230H240ZM248 231H249V230H247V232H248ZM13 232H14V231H13ZM39 232H40V231H39ZM98 232H99V234H100V231H98ZM158 232H159V231H158ZM162 232H163V231H162ZM165 232H163V233H165ZM168 232H169V231H168ZM171 232H172V231H171ZM171 232H170V233H171ZM47 233H48V232H47ZM47 233H44L43 235H45V234H47ZM50 233H51V232H50ZM137 233H138V232H136V234H137ZM146 233H147V232H146ZM170 233H168V234L170 235ZM114 234H115V232H114ZM157 234H158V233H157ZM180 234H181V233H180ZM8 235H9V234H8ZM47 235H48V234H47ZM51 235H52V234H51ZM51 235H50V236H51ZM91 235H92V234H91ZM130 235H131V233H130ZM16 236H17V235H16ZM99 236H100V235H99ZM132 236H133V235H132ZM134 236H135V235H134ZM140 236H141V235H140ZM140 236H139V237H140ZM147 236H148V235H147ZM147 236H146V237H147ZM171 236H172V235H171ZM171 236H170V237H171ZM241 236H242V235H241ZM3 237H4V236H3ZM130 237H131V236H130ZM165 237H166V236H165ZM167 237H168V236H167ZM170 237H169V240H170ZM179 237H180V236H179ZM207 237H209V236H207ZM19 238H20V237H19ZM31 238H32V237H31ZM31 238H28L27 240H29V239H31ZM83 238H84V237H83ZM126 238H127V237H126ZM132 238H133V237H132ZM134 238H135V237H134ZM136 238H138V237H136ZM149 238H150V237H149ZM151 238H152V237H151ZM153 238H155V237H153ZM173 238H174V240H176L175 237H173ZM180 238H181V237H180ZM184 238H185V237H184ZM15 239H16V238H15ZM33 239H34V237H33ZM100 239H101V238H100ZM120 239H121V238H120ZM140 239H141V238H140ZM140 239H139V240H140ZM208 239H209V238H208ZM22 240H23V239H22ZM25 240H26V239H25ZM34 240H38V239H34ZM91 240H94V239H91ZM96 240H97V239H96ZM139 240H138V241H139ZM141 240H143V239H141ZM159 240H160V239H159ZM31 241H32V240H31ZM68 241H69V240H68ZM94 241H95V240H94ZM99 241H100V240H99ZM120 241H121V240H120ZM124 241H125V240H124ZM133 241H136V240H133ZM143 241H144V240H143ZM204 241H205V239H204ZM22 242H23V241H22ZM32 242H33V241H32ZM118 242H119V241H118ZM129 242H130V241H129ZM141 242H142V241H141ZM2 243H4V242H2ZM26 243H28V242H26ZM102 243H103V242H102ZM139 243H140V242H139ZM139 243H138V244H139ZM171 243H174V242H173V239H172V242H171ZM190 243H191V242H190ZM4 244H5V243H4ZM36 244H37V243H36ZM43 244H44V243H43ZM47 244H48V243H47ZM121 244H122V241H121ZM134 244H135V242H134ZM134 244H133V245H134ZM138 244H137V245H138ZM183 244H184V243H183ZM191 244H192V243H191ZM204 244H205V242H204ZM5 245H7V243H6ZM14 245H15V244H14ZM18 245H19V244H18ZM20 245H22V244H20ZM45 245H46V244H45ZM106 245H109V244L106 243ZM131 245H132V242H131ZM133 245H132V246H133ZM140 245H141V244H140ZM192 245H193V244H192ZM196 245H197V244H196ZM8 246H11V245L8 244ZM37 246H38V245H37ZM40 246H42V243L39 244V247H40ZM66 246H68V245H66ZM127 246H129V245H127ZM135 246H136V245H135ZM174 246H175V245H174ZM202 246H203V242H202ZM262 246H263V245H262ZM26 247H27V246H26ZM55 247H56V246H55ZM87 247H88V246H87ZM114 247H115V246H114ZM200 247H201V246H200ZM13 248H14V246H13ZM42 248H43V246H42ZM110 248H112V247H110ZM137 248H139V247H137ZM193 248H195V247L193 246ZM257 248H258V247H257ZM34 249H37V248H34ZM79 249H80V248H79ZM127 249H129V247H127ZM127 249H126V250H127ZM131 249H132V248H131ZM140 249H141V248H140ZM184 249H185V248H184ZM221 249H223V248H221ZM263 249H264V247H263ZM40 250H41V249H40ZM77 250H78V248H77ZM83 250H84V249H83ZM93 250H95V249H93ZM100 250H101V249H100ZM116 250H117V249H116ZM118 250H120V248H119ZM193 250H194V249H193ZM203 250H204V248H203ZM27 251H28V249H27ZM36 251H37V250H36ZM66 251H67V250H66ZM120 251H121V250H120ZM142 251H143V250H142ZM196 251H197V250H196ZM219 251H220V250H219ZM253 251H254V250H253ZM62 252H63V251H62ZM110 252H111V250H110ZM191 252H192V251H191ZM194 252H195V250H194ZM200 252H201V251H200ZM215 252H216V251H215ZM5 253H6V252H5ZM40 253H41V251H40ZM54 253H55V252H54ZM58 253H59V252H58ZM82 253H83V252H82ZM115 253H117V252H115ZM123 253H124V252H123ZM261 253H263V252H261ZM34 254H35V253H34ZM50 254H51V253H50ZM109 254H110V253H109ZM133 254H134V253H133ZM135 254H136V253H135ZM129 255H130V253H129ZM176 255H177V254H176ZM65 256H66V254H65ZM68 256H69V255H68ZM120 256H121V254H119V257H120ZM122 256H123V255H122ZM180 256H181V255H180ZM24 257H25V256H24ZM60 257H61V255H60ZM101 257H102V256H101ZM128 257H129V256H128ZM201 257H202V255H201ZM25 258H26V257H25ZM62 258H63V256H62ZM110 258H111V257H110ZM115 258H116V257H115ZM139 258H140V257H139ZM141 258H142V257H141ZM141 258H140V259H141ZM192 258H193V257H192ZM203 258H204V257H203ZM203 258H201V259H203ZM8 259H9V258H8ZM52 259H53V257H52ZM131 259H132V258H131ZM195 259H196V258H195ZM257 259H258V258H257ZM262 259H264V258H262ZM65 260H67V259H65ZM259 260H260V259H259ZM68 261H69V260H68ZM160 261L163 262V260H160ZM166 261H167V260H166ZM5 262H6V261H5ZM35 262H36V261H34L33 263H35ZM38 262H40V261L38 260ZM38 262H37V264H38ZM33 263H32V264H33ZM55 263H56V262H55ZM157 263H158V262H157ZM165 263L167 264V262H165ZM42 264H43V263H42ZM158 264H159V263H158ZM162 264H164V262H163Z\"/></svg>",
  "mask_w": 264,
  "mask_h": 264
}]
</instances>
